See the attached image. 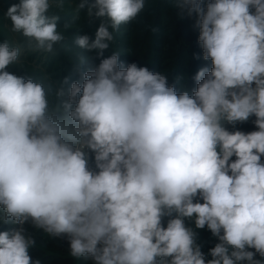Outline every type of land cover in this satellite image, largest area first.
I'll list each match as a JSON object with an SVG mask.
<instances>
[{
	"label": "clouds",
	"instance_id": "clouds-1",
	"mask_svg": "<svg viewBox=\"0 0 264 264\" xmlns=\"http://www.w3.org/2000/svg\"><path fill=\"white\" fill-rule=\"evenodd\" d=\"M86 5L104 20L95 39L75 43L102 56L145 0H81L77 12ZM50 6L20 0L6 14L33 51L53 52L64 39ZM177 6L196 14L203 59L212 62L193 77L191 94L177 93L163 73L123 66L114 51L58 89L51 106L43 83L7 70L22 47L0 44V219L21 226L0 232V264H40L29 255L26 222L66 236L70 255L94 264H262L264 0ZM253 116L258 130L226 127ZM205 228L219 241L210 260L196 242Z\"/></svg>",
	"mask_w": 264,
	"mask_h": 264
},
{
	"label": "trees",
	"instance_id": "trees-1",
	"mask_svg": "<svg viewBox=\"0 0 264 264\" xmlns=\"http://www.w3.org/2000/svg\"><path fill=\"white\" fill-rule=\"evenodd\" d=\"M54 1H73L74 6L73 8H66L70 10L69 13H46L48 17H58L57 30L62 33L64 39L54 46L53 52H44L47 55L43 65L47 68V72H52L55 69L56 74L54 78L56 80L58 79L59 87L67 91L72 82L81 81L83 73L81 69L83 67L87 66L94 69L97 62L94 63L93 61H89L82 63L72 61L73 59L69 57H63L64 50L59 49L57 46L74 45L76 33H72L71 36L69 32H73L71 29L81 28L86 24L88 8L86 5L85 8L77 12V5L81 0ZM92 2L93 0H87L88 4ZM207 2L208 0H205V4H207ZM166 3H171L174 10L170 11L165 7ZM177 8V0H145V8L136 20L128 24H122L118 30L113 32L114 40L110 43V46L113 48L112 52L115 51L119 53V59L123 66L126 67L129 64L135 63L141 67H148L152 72L167 74L169 85H175L177 93L189 91L191 94L192 90L196 87L193 77L201 68L207 67L211 69L212 62L210 59H203L202 48L198 43L200 29L197 25L196 14L193 13L189 15L187 11H181V9L178 10ZM84 10H87V13L82 16L81 12ZM95 19L96 21L93 27L90 28V26H87L85 30L100 26L104 20V18L97 17H95ZM65 25H67V27H65ZM184 25H186V27H182ZM187 26L188 29L191 27L189 30L196 34V45H192L189 38L187 39L182 33V31L187 30ZM91 32L92 31H86L82 35H88ZM171 39L174 40L172 41ZM27 42L28 39L25 40L24 44ZM104 51H106V53H103V57L105 58L112 54L110 53V49ZM54 53L57 59L53 58ZM75 57L73 56V58ZM58 59H60V61H58ZM56 61L60 62L62 67L56 68V66H53L52 64ZM165 62H167V64H164ZM67 74L69 75L66 76ZM184 74H190V76L186 78ZM65 78H68L67 84L64 83ZM252 118L255 120L254 116ZM254 120L248 124H244L245 122L238 123L235 128L231 125H226V127L229 131L240 130L248 133L256 130L251 126L254 124ZM262 161H264V157H262ZM89 166L95 170L94 162L90 161ZM200 202L203 201L201 200ZM186 223L194 227L190 221H186ZM18 227L21 226L15 224L11 230L1 228L0 232H11ZM22 227L25 229V234L31 236L35 240V244L29 248V255L32 257L33 261L39 260L40 264H94L93 259L88 256L80 258L72 257L70 255L69 240L66 236H50L42 229L36 228L31 222H26ZM196 232V242L201 246V251L205 254L206 260L212 259L209 255V251L219 243L218 239L214 237L207 228L197 229ZM231 250L230 248L229 251L231 252ZM250 250L254 251V249ZM164 259L165 258H158V262L164 261ZM256 259L261 260L262 264H264V258L260 257L258 254ZM242 264H247V262H242Z\"/></svg>",
	"mask_w": 264,
	"mask_h": 264
},
{
	"label": "rangeland",
	"instance_id": "rangeland-1",
	"mask_svg": "<svg viewBox=\"0 0 264 264\" xmlns=\"http://www.w3.org/2000/svg\"><path fill=\"white\" fill-rule=\"evenodd\" d=\"M19 2H20V0H0V44H2L4 42H8L10 45L19 44L22 47L21 53H20V58H19L18 62L14 63L13 65H10L7 70L10 73H13L17 76L23 77L25 79L31 78L33 80L35 79L36 80V81L34 80L35 82L43 83L46 90H47V93H48L50 105L55 106L59 102L58 98L56 97V92L58 89H60V87L58 84V79L56 80L54 78L55 74H56L55 69L52 72H47L46 71L47 68L43 65L47 54L42 52V51H33L32 49L29 48V42L24 44L25 40L28 38H25L22 35H20L18 33H13L11 31L12 22L7 17L6 14L8 12V9L13 4H18ZM49 2H50L51 6H50L47 13H53V12L69 13L70 10L66 9V8L67 7L73 8V6H74L73 1L67 2V1L49 0ZM61 3H62V7L60 6ZM165 7H167L170 11L174 10L172 8L171 3H166ZM177 9L179 10L180 8L178 7ZM86 13H87V10H84L81 12V15L84 16ZM86 18H87V22L81 28L71 29V31H73V32H69L71 36H72V33H76V38H77L78 36H81L86 31H92L91 33L88 34V36L91 39H95V33H96L97 29L99 28V26L95 27L94 29L85 30V28L87 26H90V28L93 27V25L96 21L95 15L92 17L89 15L88 16L86 15ZM169 26H171V25H169ZM182 27H186V25H184ZM190 28L191 27H189V29ZM189 29L187 26V30L182 31V33L184 36L187 37V39L189 38V41L192 45H196L195 44L196 34L193 33L192 31H190ZM65 33L68 34L67 32H65ZM171 40L173 41L174 39H171ZM57 47H59V49L64 50L63 57H66V58L69 57V58L73 59L72 61L81 62V60L83 59L84 62H89V61H93L94 63L97 62L95 68L98 66V64L101 62V60L103 58H105V57H103V55L101 56L99 54V50L98 51H95V50L88 51L86 49H81L76 45L75 42H74V45H70V46L58 45ZM108 49H110V53H113L112 52V50H113L112 46L109 45ZM103 53H106V51H104ZM53 55H54L53 58L57 59V57L55 56V53ZM73 56L74 57L77 56V57L73 58ZM58 61H60V59H58ZM164 64H167V62H165ZM52 65L56 66V68L62 67L61 63L57 62V61ZM91 69H93V68L85 66L81 70L83 72H85V71H88ZM68 75L69 74H67L66 76H68ZM164 75L167 76V74H164ZM184 75L186 76V78H188L190 76V74H184ZM65 92H67V91H65ZM252 120H254V118L251 117L250 120L245 122L244 124L251 123ZM251 126L257 130L255 124H252ZM2 216H3V212H2V210H0V217H2ZM168 219H170V217L166 216L163 218L162 223H163L164 227L167 226ZM13 225H15V224L4 223L3 220L0 219V230H1V228L11 230ZM158 264H163V261L158 262Z\"/></svg>",
	"mask_w": 264,
	"mask_h": 264
}]
</instances>
